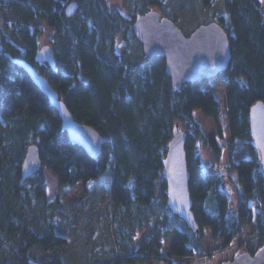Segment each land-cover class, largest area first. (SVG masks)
Returning <instances> with one entry per match:
<instances>
[{
    "label": "trees",
    "instance_id": "trees-1",
    "mask_svg": "<svg viewBox=\"0 0 264 264\" xmlns=\"http://www.w3.org/2000/svg\"><path fill=\"white\" fill-rule=\"evenodd\" d=\"M165 1L142 3L163 9ZM196 1L203 9L215 2ZM75 3L68 15V4L60 0H0V264H188L185 259L203 254L204 230L226 248L246 226L262 247L264 170L249 130L251 106L264 103L261 1L225 0L223 13L215 14L231 48L229 65L215 80L226 87V146L237 148L230 167L243 197L221 187L199 154L205 147L218 159L225 147L217 144L224 139L219 123L216 135L207 137L193 116L194 111L213 119L221 115L209 80L186 82L173 91L164 58L143 55L144 60L127 63L117 54L115 38L122 30L127 45L139 44L132 21L108 13L105 0ZM44 32L52 35L47 46L54 53L53 68L36 61ZM6 54L30 64L74 119L97 131L103 138L97 154L70 140L44 93ZM176 123L187 132L188 189L198 238L166 203L162 160ZM31 144L38 147L41 167L20 182ZM42 169L53 175L60 192L80 182L108 186L107 209L98 210L95 222L84 219L78 230L90 245L89 250L78 245L86 253L82 258L57 253L66 238L56 217L69 215V209L58 200L47 205Z\"/></svg>",
    "mask_w": 264,
    "mask_h": 264
},
{
    "label": "water",
    "instance_id": "water-1",
    "mask_svg": "<svg viewBox=\"0 0 264 264\" xmlns=\"http://www.w3.org/2000/svg\"><path fill=\"white\" fill-rule=\"evenodd\" d=\"M77 4L71 2L66 13L72 15ZM132 34L141 44L145 57H162L165 72L170 77L173 91H177L186 82H201L215 78L227 69L231 60V48L225 30L216 22L198 26L189 36H185L174 21L152 8L137 15L131 25ZM122 42L119 46L124 45ZM11 62L20 67L33 83L44 93L57 111L62 128L70 140L81 146L89 155L97 154L103 144V138L93 128L74 119L58 93L46 78L23 60L6 54ZM36 61L45 63L49 68L55 66L54 53L50 46H42ZM249 130L252 142L258 151L261 168L264 170V103H254L249 111ZM187 132L174 124L172 135L167 143L166 154L162 160L161 175L166 183L167 207L192 230L198 238L199 228L194 220L191 208L188 183L190 173L186 160ZM41 167L37 145L27 147L21 163V180L31 177ZM221 264H264V245L254 253L243 252L232 260Z\"/></svg>",
    "mask_w": 264,
    "mask_h": 264
},
{
    "label": "rangeland",
    "instance_id": "rangeland-1",
    "mask_svg": "<svg viewBox=\"0 0 264 264\" xmlns=\"http://www.w3.org/2000/svg\"><path fill=\"white\" fill-rule=\"evenodd\" d=\"M63 4L71 3V0H60ZM77 2L74 0L72 2ZM107 12L111 15H118L126 21L134 22L137 15L144 14L148 7L144 6L142 0H105ZM225 0H215L210 9L201 8L196 0H166L163 5V9L152 8L160 14V17H166L174 21L180 28L185 36H189L195 28L200 25L208 24L210 22H216L215 14L217 15L222 11ZM263 13H264V0H260ZM67 6V5H66ZM125 30L120 31L115 38V47L117 54L124 59L127 63H136L139 59L144 60L141 44L126 43L119 46L124 41ZM51 34L44 32L40 36V44L47 46V42L51 39ZM140 51V54H136ZM209 88L213 89L216 98L222 105L221 115L217 119L206 117L199 111H194L193 116L196 122L201 127L203 133L207 136L216 135V124L219 123L223 129L222 141H217L218 146L224 145L222 152L218 159H216L212 152L201 147L199 154L201 156L203 166L210 172L216 174L220 180V186L226 190H230V193L238 194L239 197H243L241 191L235 181L234 171L230 167L232 160L236 159L235 146H226L229 141L228 127L225 117V110L223 105L225 103L226 87L216 82L215 78L209 79ZM242 153V151H240ZM238 156V155H237ZM42 175L45 180L46 193L45 202L47 205H52L56 200L61 201L66 209H69V215L56 217V222H60L62 229L61 232L66 238V245L63 249H59L58 254H65L69 258H82L86 253L78 251V245H81L84 249H90L88 240L79 236V228H81L85 221L84 219H90L95 222L98 216V210L107 209L110 202V196L108 186L104 183L102 186L96 184H84L78 183L70 190L60 192L58 184L53 175L46 169H42ZM98 185V186H97ZM86 188L89 189V193H86ZM239 193H238V192ZM233 196V195H232ZM235 198V196H233ZM88 198V202L85 201ZM83 208V209H82ZM252 232L251 226L244 227V230L240 236H238L228 247L221 248V242H214L211 239L208 230H204V235L199 244L203 252L200 256H193L184 260L188 264H221L222 262L232 260L234 256L249 252L254 253L259 248V240L256 236H250ZM173 238L170 237L166 240L164 246L166 250L172 245ZM86 252V251H85ZM47 254L40 255L43 258ZM0 255V263H1ZM158 264V263H155Z\"/></svg>",
    "mask_w": 264,
    "mask_h": 264
},
{
    "label": "flooded vegetation",
    "instance_id": "flooded-vegetation-1",
    "mask_svg": "<svg viewBox=\"0 0 264 264\" xmlns=\"http://www.w3.org/2000/svg\"><path fill=\"white\" fill-rule=\"evenodd\" d=\"M48 45V44H47ZM50 46V45H49ZM51 47V46H50ZM42 64H44V65H46L47 67H48V65L47 64H45V63H42Z\"/></svg>",
    "mask_w": 264,
    "mask_h": 264
}]
</instances>
